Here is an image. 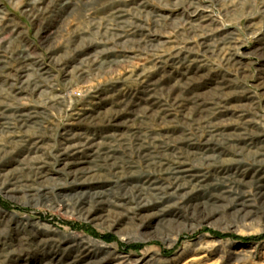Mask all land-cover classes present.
Returning <instances> with one entry per match:
<instances>
[{"label": "rangeland", "instance_id": "374dc122", "mask_svg": "<svg viewBox=\"0 0 264 264\" xmlns=\"http://www.w3.org/2000/svg\"><path fill=\"white\" fill-rule=\"evenodd\" d=\"M0 264H264V0H0Z\"/></svg>", "mask_w": 264, "mask_h": 264}, {"label": "trees", "instance_id": "16d2710c", "mask_svg": "<svg viewBox=\"0 0 264 264\" xmlns=\"http://www.w3.org/2000/svg\"><path fill=\"white\" fill-rule=\"evenodd\" d=\"M4 205V204H3ZM262 237L258 238V239H261Z\"/></svg>", "mask_w": 264, "mask_h": 264}]
</instances>
